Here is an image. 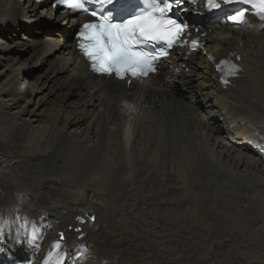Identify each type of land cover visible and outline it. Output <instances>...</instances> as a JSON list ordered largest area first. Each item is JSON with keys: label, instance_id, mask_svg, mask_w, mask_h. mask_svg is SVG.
<instances>
[{"label": "bare ground", "instance_id": "1", "mask_svg": "<svg viewBox=\"0 0 264 264\" xmlns=\"http://www.w3.org/2000/svg\"><path fill=\"white\" fill-rule=\"evenodd\" d=\"M75 20L0 0V264L52 241L65 264H264V23L196 25L175 80L126 85L87 73Z\"/></svg>", "mask_w": 264, "mask_h": 264}, {"label": "snow or ice", "instance_id": "2", "mask_svg": "<svg viewBox=\"0 0 264 264\" xmlns=\"http://www.w3.org/2000/svg\"><path fill=\"white\" fill-rule=\"evenodd\" d=\"M104 3L105 0H100ZM112 4L113 0H106ZM229 0H208L211 8L220 7ZM253 8V15L264 20V0H247ZM71 9L89 13L98 22L85 23L80 32L79 47L89 62L92 71L100 75H115L124 79L130 74L133 77L145 76L156 70V61L168 55L165 48L171 49L179 45L187 28L172 18L169 13L173 4L179 7L183 0H143L144 6L122 22L113 23L111 13L98 14L87 7L88 0H58ZM246 10H240L230 17L233 22L245 21ZM196 45V41H192ZM229 74H235L237 69L229 61ZM226 82V80H222ZM63 236V234H62ZM58 247V246H57Z\"/></svg>", "mask_w": 264, "mask_h": 264}, {"label": "rangeland", "instance_id": "3", "mask_svg": "<svg viewBox=\"0 0 264 264\" xmlns=\"http://www.w3.org/2000/svg\"><path fill=\"white\" fill-rule=\"evenodd\" d=\"M56 23V22H55ZM36 24H38V23H36ZM51 25H53V24H50V21L47 19V20H44V22L43 23H41V25H38V28L40 29V31L41 30H47V29H49L50 28V26ZM33 70L34 69H36V67H33L32 68ZM236 209V208H235ZM234 211V212H233ZM239 212L237 211V213L235 212V210H229V212H228V214L229 215H234L236 218H239L240 220V222L242 223V224H244V220L245 221H247V217L246 216H242V213H239ZM243 217V218H242ZM242 219V220H241ZM221 225H223V226H227L228 224H227V222L225 221V220H223V221H220L219 222ZM157 246V245H156ZM151 253V252H150ZM20 258H22L23 256H19Z\"/></svg>", "mask_w": 264, "mask_h": 264}, {"label": "water", "instance_id": "4", "mask_svg": "<svg viewBox=\"0 0 264 264\" xmlns=\"http://www.w3.org/2000/svg\"><path fill=\"white\" fill-rule=\"evenodd\" d=\"M87 216L92 217V214L91 213H87Z\"/></svg>", "mask_w": 264, "mask_h": 264}]
</instances>
